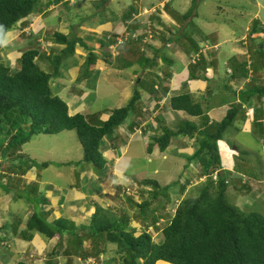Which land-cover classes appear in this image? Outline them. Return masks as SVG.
Returning <instances> with one entry per match:
<instances>
[{
    "label": "trees",
    "instance_id": "16d2710c",
    "mask_svg": "<svg viewBox=\"0 0 264 264\" xmlns=\"http://www.w3.org/2000/svg\"><path fill=\"white\" fill-rule=\"evenodd\" d=\"M63 1L0 0V53L3 50L6 35L20 21L27 19L32 14L43 13L50 5ZM134 1L136 0H133L129 8L126 9V15L121 16L124 24L134 21L133 16L139 13ZM108 3L109 0H102L100 4L94 3L96 11L106 14ZM65 4H69V2ZM155 7L158 6L155 5L148 9L152 10ZM162 8L156 11L152 17V28L156 29L155 33L160 29L156 27L154 19L160 16ZM165 8H167L166 4H164ZM192 14H194L193 8L184 14L183 18L188 20ZM114 15L112 12L113 17ZM26 25L27 23H25ZM137 28H139V24L135 21V25L128 30L127 40H124L125 42L123 41L116 49L123 47L130 39H135L133 33ZM157 35L159 36V34ZM262 35H264V26L255 20L248 33L249 40L253 43L254 37L261 38ZM52 40L64 46L61 54L57 55L53 61L50 59L53 52L50 55H47L45 51L41 52L36 47L38 44H31L22 53L16 61L18 67L15 70L7 67L0 59V178L7 179L5 185L0 182V188L5 191V194H11L12 202H18L10 187L14 183L13 179L20 177L24 181L23 176L27 172L35 168L39 172L47 169L50 165V163L38 164L32 159L26 158L25 155H21L22 147L29 143L34 136L44 134L57 136L65 131L76 132L84 153L83 160L78 164L88 163L97 172L102 173L108 164L101 152L103 140L116 135L117 130L125 124L132 111L139 105L142 96L136 89L125 107L115 109L107 121H100L99 124L90 123L83 114L70 115L67 103L54 94L51 81L59 75L62 62L75 55L77 46L82 45L85 49L88 47L75 33L71 36L55 33V38ZM135 40L142 43L144 36ZM181 41L189 44L188 50H193V54H199L197 51L201 48L205 49L203 42H195L192 38L184 39L182 36ZM259 47L263 48V44H260ZM162 49L164 48H153V59H146L144 56L147 60L144 70H147L148 66L157 67L158 60L163 61L162 75H155L158 80H153L152 84L153 88L158 85L167 93L168 89L165 84L169 79L170 72H168L166 64L168 68H171L173 62L162 54ZM124 51L127 52V56L135 52L127 49ZM125 52L119 51L118 59L123 55L126 56ZM130 58L134 63L142 60ZM40 60L43 63L50 62L53 72L48 73L42 70L37 63ZM96 62V55L90 51L84 70L78 78L79 82L92 76V68L96 66ZM129 62L132 63L131 60ZM207 63L202 52L199 61L195 63L196 65L192 64L194 66L191 69L193 70L194 67L196 71H206ZM248 73L249 71L246 70L241 77H236L233 74V78L236 80L247 79ZM250 84H247L241 92L239 97L241 104L233 106L222 122L211 125L208 124L209 118L206 110L199 101L194 99L193 95L176 94L170 98L169 106L173 111L184 112L190 117L200 118L201 125L186 123L183 125V129L178 131L163 127V132L152 139L153 142L150 143L148 151L151 153L154 147L158 146L161 152H165L175 135L182 134L193 137L194 134H197L195 153L190 161L196 162L199 168V177L197 178L207 177V179L200 187L198 196L183 198L180 201L175 215L163 229L159 224L163 220L160 210L171 202L170 190L177 186L176 182L162 186L156 180L145 179L142 181L141 185L152 187V191H150L149 198L142 203L135 202L140 210L139 216L144 221V229L139 236H136L137 229L131 227L130 217L127 218L126 227H121L118 226L117 220L106 221L107 217L101 216L98 209L88 225L82 223L78 227L74 221L63 217L50 221V214L53 210L43 212V206L49 205L50 200L46 197L42 200L35 196L36 191H39L37 186L39 182H33L32 184H35L34 194L33 196L28 195L27 199L33 207V214L29 217L26 222L27 226L21 234H15L27 241L32 239L34 233H39L48 240L58 237L59 242L53 248L51 255L58 254L59 249L64 248V239H66L64 254L67 257L76 256L84 261L101 254L106 255L108 245L111 244L117 247V258H112L115 264H158L160 262L165 264H264V216L257 212L244 213L228 201L230 176L227 174L232 173L223 171V157L218 146L227 131L234 128L239 115L245 116L246 112H250L248 108L253 106L255 100L257 103L251 118H254V129L257 126L262 127L264 112L261 105L264 98V87L248 91ZM157 94L158 92L154 89L152 95L156 97ZM27 127L28 130H26ZM132 130L133 127L130 128V132ZM4 133H7L9 141ZM112 147H117L115 141L112 142ZM5 163H9L6 167V170L9 171L8 174L1 172ZM258 186L262 190L264 184ZM185 190L182 187L180 193L188 194L185 193ZM32 191H28L27 194ZM41 195L43 196V194ZM160 196H164V203L158 201ZM131 201L134 200L131 199ZM157 201L158 203L154 205ZM153 206L156 207L153 214L148 215L146 210ZM150 228L153 229V233L149 231ZM154 233L160 235L159 243L155 242ZM73 237L76 243L71 244ZM101 240L104 243H101ZM8 241V238L3 235V228L0 227V243ZM86 241L93 244L90 250L84 247ZM17 264L27 263L19 262Z\"/></svg>",
    "mask_w": 264,
    "mask_h": 264
},
{
    "label": "rangeland",
    "instance_id": "374dc122",
    "mask_svg": "<svg viewBox=\"0 0 264 264\" xmlns=\"http://www.w3.org/2000/svg\"><path fill=\"white\" fill-rule=\"evenodd\" d=\"M90 1L91 0H81L79 3V0H70L69 6L63 5L59 13L62 14L64 12V17L59 16V18L63 20L66 18V21L64 22L65 26L63 25V27L58 25L57 20L54 18L53 24L49 29H51L52 27H56V29H48L46 32L44 31L40 35L42 38L40 42L41 46H38L37 48H39L41 52H53V55L50 58L52 61L57 55L61 54L60 50L58 49L64 48L63 45H56L54 44V41L46 39L47 37L55 38L54 34L57 33L56 31H61L66 34L70 32L69 36L74 33L77 34L76 32L78 31V33L81 32L79 35L81 40H84V43L88 44L90 49L94 51L99 52L103 50L102 47H106V42L104 43V40H100L97 38L99 34L95 29L96 26H105L109 18H107L102 11L97 12ZM132 1L133 0H111L110 4L112 5V7L110 8L114 9L115 12L117 11V13H115L113 10H111L110 13L114 12V18L118 17L121 19V16L126 15V9L129 8V6L132 4ZM143 1L149 2L152 0ZM143 1L139 0L137 2L136 0L134 2L138 8L140 6L142 8V4L145 5ZM166 1L168 0H163L161 4L159 3L160 5L158 7H155L150 14L154 16L155 11H158L159 9L164 7V3ZM62 3L64 4V2ZM166 4V11L168 14L165 13V9L163 10L165 11L164 13H160L163 17V24L159 26L154 20V22L157 24L156 27H158L160 31H156V33L154 32L156 29L152 28L153 16H151V18H149L150 22L141 24V29H139L136 33L138 37L144 36V44L141 42L137 43L130 39L123 47L115 49L114 46H111L108 50L112 59H117L116 66H120V68L122 69L127 68L126 70H123V72L127 76V71L130 72L136 70L135 68L141 67L144 70L147 64L146 59L154 58V53L152 50L154 48L152 46L154 43L151 44L154 39L155 43H158V46H155V49L164 48L162 49V54L170 60L173 55H169L166 52L165 47L168 43L173 44L175 41L178 45H182L181 38L183 36L184 39L193 38L195 42L197 40L204 41L205 39V43H208L210 47L209 51H212L219 56L217 61L220 64L219 67H221V70L223 72L221 74H224L227 69L231 67L232 74V71H235L234 66L241 63V59L242 61L251 60V63H254L251 69L252 71H255L256 74L251 77L254 78L253 80L251 78L249 79L251 84L249 83L250 85H248V91L251 89L256 90L257 88L264 87V46L263 48L259 47L256 37L253 38V43L249 40L248 37L249 30L252 28L253 22L255 20H258L259 23L264 26V0H169ZM56 6L60 7L61 5L60 3H57ZM132 7L134 8L135 6ZM191 8H193L194 14H192L188 20L184 19L183 15L187 13ZM95 13L96 16H93ZM140 13L143 12L141 11ZM150 14H147V16L149 17ZM107 15L110 16V14ZM46 17L49 18V16ZM138 22H140V19ZM126 24L133 26L135 25V22L128 21L126 22ZM157 34H159V36ZM22 37L23 36L16 39V42L22 41L21 43H19L20 45L7 46V44L9 43L7 36L6 41L4 42L3 51L2 53H0L1 61L5 63L7 67L11 66L12 70H15L16 67H18V64L16 62L17 59H19L22 53H24L28 49L27 40H22ZM127 38L128 37L120 39L121 41H124L127 40ZM232 40H240L239 43H245L247 41L249 44L246 46V49L249 51H245L246 54L239 57V55L237 53H234L232 49ZM112 41L114 45L119 44L118 40L116 39H113ZM261 41L264 43V37H261L260 42ZM161 42L162 44L160 45ZM98 44L102 47L98 46L97 48L96 46ZM235 46H237V48L242 47L241 44ZM125 49L129 51H135L131 55L129 54V56L134 57L135 59H142L138 63L140 67L138 65L129 67L131 65H134L135 63L129 56H127V52L124 51ZM186 49L188 50L189 47ZM253 49H255V54L253 56L251 55V58H248V55L250 56L251 54L250 51ZM121 50L125 52L126 56L123 55L118 59L120 55L119 51ZM206 50L207 49L205 48L204 52ZM137 52L139 53L138 55ZM93 53L95 54V52ZM214 53L210 54L213 55ZM88 55L89 52L85 54V59L88 58ZM144 56L146 57V59L144 58ZM231 58H233V60ZM230 59L232 61H229ZM130 60L132 61L131 64L129 62ZM67 61V59L64 60L60 66L59 71L61 73L65 65L67 64ZM37 63L40 65L42 70H45L48 73L53 72L51 67L52 64L50 62L43 63L40 60L37 61ZM84 65L82 66L81 73L84 70ZM104 67L109 68V70L106 72V76L113 80H106L102 82L100 81L98 83L99 85L97 88V99L95 103L93 102L94 105L90 110L91 116H97L95 120L100 119L101 115L102 117L104 115L108 117V115L112 114L115 109L125 107L130 102L134 94L131 93L130 97L127 100H125V97L124 99H122L121 96L124 90L120 85V81L117 82L114 80H116L118 76L124 78V74L118 75L116 74V72H110L111 68L108 61H105L103 68ZM175 67H178V65H176ZM166 68L170 69L168 68L167 64ZM163 69L161 66H159V69H157V67L148 66L147 76L151 78V82L144 81L143 83H141L140 87L137 88L141 95L143 94L144 96L147 92L150 94L151 92H153L152 82L153 80H158L155 75L161 73ZM245 72L246 70L242 68L241 73L243 74ZM132 73L133 72H131V75ZM231 74L229 75V77L231 76ZM120 80L123 81V79ZM137 82L138 79L133 85L135 88L134 91L136 90V87H138ZM226 85L227 82L225 81L219 82L215 84L213 89L219 91ZM89 98L90 96H88L87 100H89ZM256 103L257 101L255 100L252 104L253 106L248 108L251 113L253 112ZM262 109L264 110V99L262 102ZM142 112L145 113L142 118H146V121L148 119L150 120L151 117L153 119L155 114L158 115L156 112L153 115L149 109L143 110L141 108V105L139 104L136 106L135 110L132 111L131 116H129L130 118L126 120L125 127L132 124L133 122L135 123V121H138V119L136 118ZM90 123L94 125L99 124V122L94 123L92 121H90ZM159 123V121L154 123V127L156 125H159ZM26 130H28V127L26 128ZM13 133H15L14 130ZM4 136L7 137V140L9 141L7 133H4ZM180 138L181 137H178L176 140L173 137L172 142L174 140L179 141ZM116 140L119 143L117 145L118 148L115 150V154L116 157L120 158V167L125 170L123 180L125 178H135V183L139 184L145 179H152L157 180L162 186H165L164 180L168 177L177 178L179 176H188L187 171L180 170V166L178 165L177 161H172L171 159L165 160L164 153L160 154L158 158L149 157L146 153V141L138 144L133 141L128 147L129 137L127 138L126 135L120 136L116 134L114 137H106L102 142L103 144L101 146V152L105 149L110 150L112 142ZM175 143L177 144V142ZM121 144L127 145L121 146ZM218 146L220 152L223 154L222 157L224 169H232V174H227L228 176H230V182L228 185L230 187V192L227 195L228 201L238 207L244 213L257 212L264 216V204H262L264 202V186L260 193V196L262 198H260L259 200L255 199L258 204H254L252 207H250L246 204L245 198L246 196L253 197L255 193L251 191L250 183L248 184L247 179L244 180L245 176L248 177L249 181L250 179L255 178L261 180V178L264 176V121L262 123V127L257 126V128L254 129L251 121L240 114L237 121L235 122L234 128H231L227 131L224 139L219 142ZM127 147L128 149H126ZM172 147H174V144ZM102 154L108 162L106 169L102 173L97 172L94 167L92 165H88V163L78 164L83 160L84 153L82 146L77 138V134L73 131H65L57 136L45 134L34 136L29 143L22 147L21 155H25L26 158H30L38 164L50 163V165L47 169L40 170L39 172L37 168L27 172L23 176L24 181L20 177H18L17 179H13L14 183L10 187L12 189V193L15 194L14 197L18 199V202H12L11 194H5V191L0 188V227L2 228L4 226H7V228H4L3 230V235L5 237L11 238L9 244L5 242L0 243V264H6V262L7 264H16L20 261L27 264H55L56 262H59L61 264H92L90 263L89 259L85 261L81 260L79 262L76 256H65L64 249L66 248L67 244L66 239H64V248L59 249L58 254L51 255V251L53 249L52 247L56 246V244L59 242L58 237L53 241H47L46 239L43 240V237H40L38 235L37 237H40L43 241L42 243L40 238L35 237V243L37 244L38 248L34 247V242L30 246L29 243H25V241L23 240L20 241V239H18L19 237L17 236L12 237V235L14 234V229H18V233H21V231L26 228V221H28L29 217L33 214V207L27 201L28 195L33 196L34 194L35 184H32L33 182H39L37 183L39 185L36 184L39 188V191L35 190V196L40 197L42 200H44L45 197L51 200V204L43 206V212L49 210H53L54 212L53 207L60 209L61 206H59V204L64 205L66 199L71 198L72 200L76 201V204L74 205V207L66 206L64 207V209L65 212L67 211L66 213H69L68 210L70 209L74 212L75 215L81 217L78 220H88L93 215L95 210L94 208H92L90 211H88L87 207L95 205L94 207L96 210H99L100 215L103 217H107L106 221L117 220V223L119 224L118 226L126 227L127 218L130 217L131 227H135L137 229L136 236H139L142 233L144 228H142V225L140 226L139 217H136L140 215V210L135 205V202L142 203L144 200L149 198L152 187H145L143 185L142 187H140V184L138 186H135L134 184H132L131 186H124L125 184H119L123 186L120 188V186L118 187L116 185L115 181L110 182L107 176L110 175L109 173L114 170L113 167L115 165L114 163H111V161L113 160V156L109 158L103 152ZM8 165L9 163L3 164L1 171L3 174L9 173V171L6 170V167ZM20 170L21 169H19V172H21ZM156 170H159V176L155 175L154 172ZM194 172L195 174L199 173L196 169H194ZM105 173L106 180L104 178ZM83 175H85V178L88 179L87 186L85 187V189L87 190L86 194L88 196V199L85 198L86 203H83L82 200L85 195V189L83 187L80 188V181ZM244 181H246L247 184H243ZM0 182L5 185L7 183V179L0 178ZM30 184L32 185L30 186ZM179 184L181 185L182 183H176V185ZM202 185L203 183L199 184L193 189H190L187 192L188 194H186L184 198L198 196L200 187ZM173 190L174 189L170 190L171 202L166 206L164 205V209L162 208L160 210V215H162L163 217V220H161L159 223L161 229L168 225L167 223L175 215L177 206L183 199L180 191ZM28 191L32 192L27 194ZM73 191H75L76 193H74ZM41 194H43L44 197ZM73 194L75 196L71 197V195ZM129 197H131V199H133L134 201H131ZM158 201L164 203V196H160ZM158 201L154 205H156ZM155 208L156 207L153 206L149 208V210L147 209L146 213L148 215H152ZM51 216L54 215L51 214ZM134 217L135 221H137L136 223H134ZM49 220L52 221L51 217L49 218ZM86 222H83V224L88 225L90 223L89 220ZM148 222L151 223V221ZM80 226L78 225V227ZM149 231L153 233L152 228H150ZM153 236L156 243H159L161 241L159 234L154 233ZM74 243L76 242L75 238L73 237L71 244ZM101 243L104 242L101 240ZM92 245L93 244H91L89 241H86L84 247L85 249L90 250ZM43 246L44 248L42 249ZM116 250V245L110 244V246L108 245L106 255L101 254L100 256H94L91 259L94 260V264H115V261H112V258H117ZM159 264L165 263L161 262Z\"/></svg>",
    "mask_w": 264,
    "mask_h": 264
},
{
    "label": "crops",
    "instance_id": "0c3cea01",
    "mask_svg": "<svg viewBox=\"0 0 264 264\" xmlns=\"http://www.w3.org/2000/svg\"><path fill=\"white\" fill-rule=\"evenodd\" d=\"M80 1L81 0H79V3H80ZM101 1L102 0H91L90 3L94 6V3L100 4ZM138 1L139 0H137V2ZM140 1H143V0H140ZM162 1L163 0H156V1L152 0L149 2L143 1L145 3V5L142 4V8H141V6L138 8L139 13L144 9H148L149 7H152L155 5L159 6L162 3ZM168 1H166L164 4H166ZM110 2H111V0H109V4L107 5V11H106L107 13L105 12L106 14H104L107 18H109L108 22L103 27L102 26H96V29H95L96 31H98V34H99V36L97 38L100 40H104V43L106 42V47H102L101 45L98 44L96 46L97 48H98V46H101L103 48L102 51L98 52V51L91 50L89 45L86 43L85 44L88 47L86 49L82 45L77 46L76 47V54L67 59L68 60L67 64L65 65L64 69L62 70V73L60 72L59 75L57 77H54L51 81V86H52V90H53L54 94L59 96L60 98H62L64 101H66V103L69 107L70 115L74 116L77 114H83L86 116V118L89 121H92L94 123L100 122V121L105 122L108 120V118L111 115V114H109L108 117L106 115H104L102 117V115H101L100 119L95 120L97 118V116L96 115L91 116V114H90V110H91L92 106L94 105V103L96 102V99H97V88L99 85L98 83L100 81L102 82V81H106V80H108V81L113 80V79L108 78L106 76V72L109 70V68L108 67L103 68L105 61L109 62V65L111 68L110 72H116V74H118V75L124 74L123 75L124 78H121V76L117 75L118 78L116 80H114L117 82L120 81V85L122 86V88L124 90L123 94L121 96L122 99H124V97H125V100H127L130 97V94L134 93L135 88L133 85L137 79H138V82H137L138 87H136V89L139 88L141 83H143L144 81L151 82V78L147 76V70H143L138 65V63H139L138 61H136L133 66L138 65L140 68H135L136 70H133L130 72L127 71V73H128V76H127L123 72L124 69L120 68V66H116L117 65V59H112L111 55L109 54L110 52H108V50L110 49L111 46L114 45L113 43H111V41L113 39L118 40L120 38L127 37L129 35L128 30L131 27L130 25L124 24L120 18H118V17L114 18L112 16V13H110V10H113L114 12H115V10L110 8V7H112ZM56 4L57 3L50 5L49 8L47 10H45L43 13L32 14L27 19L22 20V22L18 25V27L15 29V31L9 35V37H8L9 43L12 46L20 45L19 43H21L22 41L16 42V39L21 38V36H23L22 40L23 39L25 41L27 40V48L31 44H36V45L38 44V46H41L40 42H41L42 38L40 35L42 34V32H44V31L46 32L50 28V26H52L54 18L57 20L58 25H60V26L64 25L65 26L64 22L66 21V18L64 20L59 18V16L64 17L63 16L64 12L62 14H59V13H60L63 5L69 6V4L65 5V3L63 4L61 2L60 7H57ZM166 7H167V4H166ZM94 8H95V6H94ZM162 9L164 10V7ZM165 11H162V13H164ZM52 13H53V15H52ZM115 13H117V11ZM165 13L168 14L167 11ZM107 14H110V16H108ZM138 14L133 16L134 21H132V22H135V21L138 22L137 18H136V16ZM46 16H49V18ZM93 16H96V13ZM93 16H92V18H93ZM160 16H161V14H160ZM160 16L157 19H154L157 22V24H159V25H161V23L163 24V19H162L163 17L162 16L160 17ZM141 19H143V18H141ZM92 21H93V19H92ZM25 23H27L26 26H25ZM54 23H56V22H54ZM138 24H139V28L136 29V31L133 33V35H135L138 32V30L141 29V27H142L140 22H138ZM53 28L56 29V27H52L51 29H53ZM51 29H49V30H51ZM56 32L60 33L61 31L60 32L56 31ZM78 32H76V33H77V36L80 38L79 35L81 32L80 33H78ZM60 34L70 35V32L68 34L61 32ZM54 36H55V34H54ZM262 37H264V35H262ZM46 39L52 40L53 38L47 37ZM260 40H261V38H257L258 45L263 44V46H264V43L262 41L260 42ZM133 41L139 43L135 39H133ZM83 42H84V40H83ZM99 42H101V41H99ZM99 42H96V43H99ZM198 42H203L205 48L208 50V52H207V50L204 52V48H201L197 51L200 55L203 52L204 58L208 61V63H207L208 68L206 69V71H204V70L196 71V69L194 67H193V70L191 69L192 66H194V65H192L194 63H190V57L193 55V50L189 51L186 49L189 47V44L182 42V45H178L176 41L173 44L168 43L169 45L167 44V46L165 47L166 52L169 55L170 54L173 55V57H171V60H172L171 62H173V64H172L171 68L168 69V72H170V76H169V79L167 80V82L165 84V87L168 89V92L165 93L164 89L157 85V86H155V88H152V91L155 89L158 92L156 97H154V95H152V92H151V94L147 92L144 96L142 94L141 100L139 102V104L141 105V108L143 110L149 109L153 115L155 114V112L158 115L155 114L153 119L151 117L150 120L148 119L146 121V118H142L143 115L145 114L144 112H142L139 116H137V118L135 117L136 119H138V121H135V123L133 122L130 125H127V127H125V124L122 125L117 130V133H116L120 136L126 135L127 138L129 137L128 147H129L130 143L133 141L136 144L146 141V153L149 157L158 158L160 154L164 153V159L165 160L171 159L172 161H177L178 165L180 166V170L187 171L188 176L187 177L179 176L177 178L168 177L164 180L165 186L170 185L171 183H174V182L182 183L181 185L179 184L175 188H173L174 189L173 191H180L181 188L184 187L186 189L185 193H187L190 189H193L196 186H198L199 184L203 183V181H204V179H202V178L201 179L197 178V177H199V173L195 174V172H194V169H196L199 172V168H198L196 162L190 161L192 156L195 153V148H196V143H197L196 142L197 134H194L193 137L187 136V135H182V134L175 135L174 138L176 140L178 137H181V138L179 139V141L174 140L172 142V140H171L170 146L163 153L160 152V149L158 146H155L154 149L151 151V153H149V151H148L150 143L153 142L152 139L155 136H158V134H161L163 132L162 131L163 127H168V128L173 129L175 131H178V130H182L183 125L186 123H191V124L196 125V126L201 125V119L200 118L190 117L187 114H185L184 112L173 111L169 106L170 98L176 94L177 95L178 94H191V95H193L194 99L196 101H199V103L202 104V107L206 110L208 118H209L208 124L211 125L212 123H220L225 119L228 111L233 106H237V105L241 104V102L239 100L241 92L246 88L247 84L250 83L249 79L256 74L255 71H252V69H251L252 66L254 65V63H251V60L250 61H247V60L242 61V59H241L242 64L239 63V64L235 65L234 66L235 71H232V74H231L232 67L227 69V71L224 74H221L223 72L221 70V67H219L220 64L217 61L219 56L216 53L209 51L210 47H209L208 43H205L206 42L205 39H204V41L199 40ZM239 42H240V40H232L231 43H233L232 49H233L234 53H237L240 57L241 55L246 54L245 51H247V52L249 51L246 49L247 48L246 46L249 43L247 41L245 43L244 42L239 43ZM152 43H154L153 44L154 48H155V46L156 47L158 46V43L157 42L155 43V39L151 42V44ZM54 44L58 45L59 43L54 41ZM161 44H162V42L160 43V45ZM238 44H241L242 47L237 48V46H235V45H238ZM59 45H61V44H59ZM38 46H36V47H38ZM62 49H58V50H60V52H61ZM157 49H160V48H157ZM254 50L255 49L250 51L251 54H250V56L248 55V58L249 57L251 58V55L253 56L255 54ZM90 51L95 52V55L97 57V64H96L95 68H93L92 76L90 78H86L83 81L79 82L78 78L80 77L82 66L84 65V63L86 62V59H87V58L85 59V54H87L88 52L90 53ZM51 53L52 52H49V53H47V55H50ZM210 53H214V54L212 55ZM210 55H211V57H210ZM129 57H131V56H129ZM231 59L233 60V58H231ZM231 59L229 61H232ZM158 62H159V65L157 66V69H159V66H161L163 69L164 68L163 61L158 60ZM230 64H231V62H230ZM111 65H112V67H111ZM176 65H178V67H175ZM242 68L244 70L246 69L249 71L247 79H243V80L234 79L233 74L236 77H241L243 75L241 73ZM131 72H133L132 75H131ZM161 73H159V74H161ZM230 74H231V76L229 77ZM120 79H123V81H121ZM251 79L253 80L254 78H251ZM223 81L227 82V85L224 88L220 89L219 91H216L215 89H213L215 84H217L219 82H223ZM130 91H133V92H130ZM88 96H90L89 100H87ZM262 102H263V100H262ZM244 107L246 108V105H244ZM261 107H262V105H261ZM263 112H264V110H263ZM250 113L251 112H246L245 118L249 119L251 121V124L253 125V118H251L252 113L251 114ZM161 119H162V121H160ZM93 120H95V121H93ZM157 121H159L160 123H159V125H156L154 127V123H156ZM263 121H264V119H262V123H263ZM131 127H133L132 132H130ZM115 142L118 145L119 142L117 140ZM175 142H177V144ZM173 144H174V147H172ZM125 145H127V144H125ZM125 145L121 144V146H125ZM128 147L126 149H128ZM117 148H118V146L116 148H113L112 144H111L110 150L107 148L108 150L105 149L104 151H102L109 158H111V156H113V160L111 161V163H114V165H115L113 167L114 170L111 171V173H109L110 175H108L107 178L110 180V182L115 181L116 185L118 187L120 186V188L123 186H121L119 184H125L124 186H131L132 184H134L135 186H138V184L135 183L136 182L135 178H132V179L125 178L123 180V176L125 175L124 174L125 170H123L122 167H120V164H121V162H119L120 158L116 157L115 150ZM67 154H69V153H67ZM190 169H192V170H190ZM226 171L228 173H232V169H226ZM154 173L157 176L160 175L159 170H156ZM85 177L86 176L83 175V177L81 178L80 188L83 187L85 189V187L87 186L88 179ZM104 178L106 180V173H105ZM245 179H247L248 184L250 183L251 191L255 193L253 197L252 196H246V198H245L246 204L248 206L252 207L254 204H256V205L258 204V202L255 199L259 200L260 198H262L260 196V190L261 189L259 188L258 185L264 184V176L261 178V180L250 179V181H249L248 177ZM194 181H195V183H194ZM139 184H140V187H142L141 183H139ZM84 189H83V193H84ZM73 192L76 193L75 191H73ZM86 192H87V190L85 189V193H84L85 195L82 199L83 203H86L85 198L88 199ZM74 196H75L74 194L71 195V197H74ZM184 196H185V194L182 195L183 198H184ZM65 202H64V205L59 204V206H61L60 209L53 207L54 212H52V215H54V216H51V214H50L52 221L63 217V218H68L69 220L74 221L77 226L78 225L80 226L81 223H83V222L85 223L86 221L91 220V217L93 215L88 220L87 219L78 220L81 217L75 215L72 210L69 209L68 210L69 213H66L67 211L65 212L64 207H66V206L74 207V205L76 204V201L72 200L71 198H69V199L67 198ZM50 204H51V200H50ZM262 204H264V202ZM94 206L87 207V210L90 211L92 208H94V210L96 211ZM80 208H81V206H80ZM84 209H85V206H84ZM95 211H94V213H95ZM136 217H139L140 226L142 225V228H144L143 227V225H144L143 218L141 216H136ZM139 221H138V223H139ZM136 222L137 221H135V217H134V223H136ZM4 228L6 229L7 226H4L3 229ZM13 233H14V231H13ZM14 236H17V235L13 234L12 237H14ZM37 236L38 235L33 236L32 241H26V239L24 240L20 236H17V237H19L18 239H20V241L23 240V241H25V243H29L30 246L34 242V244H35L34 247L38 248L37 244L35 243V237H37ZM6 238H8L9 241L7 242V244H9L11 238L10 237H6ZM37 238H40V237H37ZM40 240H41V238H40ZM50 241H53V240H50ZM109 246H110V244H109ZM54 247L55 246H53L52 248H54ZM78 261L80 262L81 259L78 258ZM3 264H5V263H3ZM6 264H7V262H6Z\"/></svg>",
    "mask_w": 264,
    "mask_h": 264
},
{
    "label": "clouds",
    "instance_id": "9594fccd",
    "mask_svg": "<svg viewBox=\"0 0 264 264\" xmlns=\"http://www.w3.org/2000/svg\"><path fill=\"white\" fill-rule=\"evenodd\" d=\"M69 1H70V0H65V1H63V2L66 3V2H69ZM144 10H149V9H144ZM144 10H142V12H143ZM139 14H140V13H139ZM152 16H153V15H152ZM21 22H22V21H20V22L16 25V27H15L14 29H12V30L6 35V38H7V36L9 37L10 33H12L13 30L15 31V29L18 27V25H19ZM14 31H13V32H14ZM6 38H5L4 42L6 41ZM3 46H4V43H3ZM7 46H11V44H7ZM3 48H4V47H3ZM2 51H3V50H2ZM2 51H1V53H2ZM196 55L198 56V61H199L200 54H193L192 56H196ZM192 56H191V57H192ZM9 67L11 68V66H9ZM11 69H12V68H11ZM160 152H161V151H160ZM162 153H163V152H162ZM223 171H224V172H227V171L224 170V169H223ZM202 179H204V181H203V183H204V182L206 181L207 177H203ZM214 179H216V176H214ZM245 180H246V179H245ZM141 183H142V182H141ZM244 183L247 184L246 181H244ZM244 183H243V184H244ZM138 185H139V184H138ZM145 187H148V186H145ZM94 214H95V213H94ZM94 214H93V215H94ZM26 226H27V225H26ZM2 228H3V227H2ZM3 230H4V229H3ZM23 230H24V229H23ZM23 230H22V231H23ZM22 231H21V232H22ZM15 233H17V234H21V233H18V229H17V230L14 229V234H15ZM35 235H39L40 237H42L39 233H34V236H35ZM32 238H33V237H32ZM43 239H45V238L43 237ZM24 240H25V239H24ZM46 240L49 241L48 239H46ZM52 240H54V239H52ZM26 241H27V240H26ZM30 241H32V239H31ZM52 251H53V250H52ZM52 251H51V252H52ZM64 255H65V254H64ZM65 256H66V255H65ZM93 259H94V258H93ZM87 260H88V259H87ZM89 261H90V263L94 264V260H92L91 258H89ZM20 262H22V261H20ZM18 263H19V262H18ZM160 263H161V262H160ZM16 264H17V263H16ZM55 264H61V263L56 262ZM158 264H159V263H158Z\"/></svg>",
    "mask_w": 264,
    "mask_h": 264
},
{
    "label": "built area",
    "instance_id": "2783aa9c",
    "mask_svg": "<svg viewBox=\"0 0 264 264\" xmlns=\"http://www.w3.org/2000/svg\"><path fill=\"white\" fill-rule=\"evenodd\" d=\"M152 10H144L143 13H140V14H138L136 16L137 20L139 21V19H140L141 24H144L145 22L149 23L150 22L149 18L152 16V14H150ZM155 13H156V11H155ZM147 14H150L149 17L147 16ZM141 18H143V19H141ZM133 38H137L138 39V35L137 34L133 35ZM118 43H119L118 45H121L123 43V41H121V39H118ZM118 45H113V46L116 49ZM197 61H198V56L197 55L190 57V63H194L195 64Z\"/></svg>",
    "mask_w": 264,
    "mask_h": 264
},
{
    "label": "bare ground",
    "instance_id": "6f19581e",
    "mask_svg": "<svg viewBox=\"0 0 264 264\" xmlns=\"http://www.w3.org/2000/svg\"><path fill=\"white\" fill-rule=\"evenodd\" d=\"M43 243V242H42ZM44 248V246L42 247V249Z\"/></svg>",
    "mask_w": 264,
    "mask_h": 264
}]
</instances>
